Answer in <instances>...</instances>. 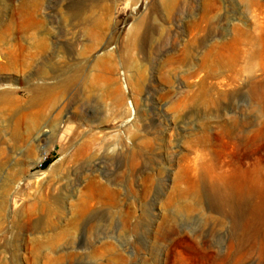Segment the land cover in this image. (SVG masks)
Listing matches in <instances>:
<instances>
[{
	"label": "rangeland",
	"instance_id": "rangeland-1",
	"mask_svg": "<svg viewBox=\"0 0 264 264\" xmlns=\"http://www.w3.org/2000/svg\"><path fill=\"white\" fill-rule=\"evenodd\" d=\"M0 264H264V0H0Z\"/></svg>",
	"mask_w": 264,
	"mask_h": 264
},
{
	"label": "bare ground",
	"instance_id": "bare-ground-1",
	"mask_svg": "<svg viewBox=\"0 0 264 264\" xmlns=\"http://www.w3.org/2000/svg\"><path fill=\"white\" fill-rule=\"evenodd\" d=\"M42 153H43V154H42V156H41L40 159H42V158L44 157V155H45V151H43Z\"/></svg>",
	"mask_w": 264,
	"mask_h": 264
},
{
	"label": "trees",
	"instance_id": "trees-1",
	"mask_svg": "<svg viewBox=\"0 0 264 264\" xmlns=\"http://www.w3.org/2000/svg\"><path fill=\"white\" fill-rule=\"evenodd\" d=\"M43 163H44V162H43ZM43 163H42V164H43Z\"/></svg>",
	"mask_w": 264,
	"mask_h": 264
}]
</instances>
